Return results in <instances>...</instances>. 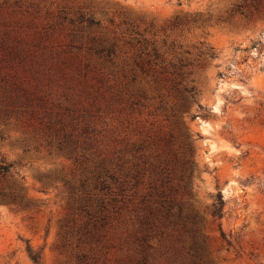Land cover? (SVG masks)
<instances>
[{
  "label": "rangeland",
  "instance_id": "obj_1",
  "mask_svg": "<svg viewBox=\"0 0 264 264\" xmlns=\"http://www.w3.org/2000/svg\"><path fill=\"white\" fill-rule=\"evenodd\" d=\"M151 42L187 62L178 80H194L209 111H176L195 258L189 235L137 238L135 147L168 129L154 109L172 103L171 82L139 65ZM193 259L264 264V0H0V264Z\"/></svg>",
  "mask_w": 264,
  "mask_h": 264
},
{
  "label": "trees",
  "instance_id": "obj_2",
  "mask_svg": "<svg viewBox=\"0 0 264 264\" xmlns=\"http://www.w3.org/2000/svg\"><path fill=\"white\" fill-rule=\"evenodd\" d=\"M142 53L144 57L139 60L141 69L144 72L151 69L154 80L171 82L172 103L166 106L160 101L154 109L155 114L163 116L168 129L154 133L146 142L138 143L137 148L135 147L138 153L136 155L138 168L130 176L133 179L132 186L145 184L147 189L139 199L136 216L139 225L137 238L146 244L154 234L164 235L175 231L179 237L189 235L193 242L184 248L192 258H195L199 254V246L195 241L199 219L191 209L186 192L188 185L186 172L193 165L188 141L190 136L187 134L184 137L180 132L176 111L188 100L197 103L196 112L203 116H207L209 111L197 100L199 90L194 80L191 79L188 83L182 82V78L178 80V77H183L182 69L187 65L183 58L180 57L177 61L167 60L154 42H151L149 48L145 46ZM204 53L210 57L214 56L211 48ZM196 112L192 113L191 119L196 117ZM144 147L148 150L147 153L145 150L142 151ZM120 184L119 191L122 192L124 181ZM102 188L109 189V186L103 182ZM224 205L225 200L219 190L216 201L209 207L210 215L214 219L222 218ZM219 228L222 239L231 244L232 236H228L222 230L220 223ZM32 258L37 260V256L33 254ZM194 260L193 264H196Z\"/></svg>",
  "mask_w": 264,
  "mask_h": 264
},
{
  "label": "water",
  "instance_id": "obj_3",
  "mask_svg": "<svg viewBox=\"0 0 264 264\" xmlns=\"http://www.w3.org/2000/svg\"><path fill=\"white\" fill-rule=\"evenodd\" d=\"M203 124V121H200V125H202Z\"/></svg>",
  "mask_w": 264,
  "mask_h": 264
}]
</instances>
